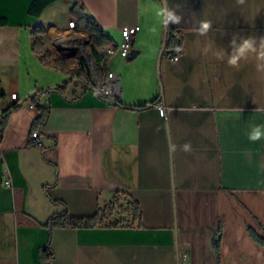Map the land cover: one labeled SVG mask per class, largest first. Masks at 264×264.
Returning a JSON list of instances; mask_svg holds the SVG:
<instances>
[{"label":"crops","instance_id":"0c3cea01","mask_svg":"<svg viewBox=\"0 0 264 264\" xmlns=\"http://www.w3.org/2000/svg\"><path fill=\"white\" fill-rule=\"evenodd\" d=\"M31 1L0 0L7 19L0 23V111L19 105L0 142V264H43L47 244L54 257L46 264H178V254L183 264L184 251L190 264H218L212 241L220 227L222 264H264V245L248 232L264 237V138L246 135L264 124V72L253 57L237 69L212 55L230 53L234 35L264 36V0H80L112 43L121 42L122 26L140 25L135 56L110 57L118 104L33 49L32 30L43 26L41 40L54 51L77 0H56L39 16L29 12ZM164 7L181 17L168 33ZM201 20L211 22L207 35L196 30ZM173 31L176 47L168 43ZM45 105L50 114L37 129L43 145L33 144ZM117 189L141 202L143 226L48 225L64 209L94 214Z\"/></svg>","mask_w":264,"mask_h":264},{"label":"trees","instance_id":"16d2710c","mask_svg":"<svg viewBox=\"0 0 264 264\" xmlns=\"http://www.w3.org/2000/svg\"><path fill=\"white\" fill-rule=\"evenodd\" d=\"M56 0H32L29 6V12L33 15H41L44 9L52 2ZM71 13L77 21L79 29L84 30L89 34L91 41V49L98 59H106L104 55H101V50L113 42V38L107 34L103 28L96 22L93 17L87 16L84 13L83 4L80 0H77L72 6ZM7 19L0 17V23L4 24ZM43 26H36L33 28V49L41 54V59L44 63L60 68L63 71L68 72L72 77H77L83 84L84 89H88L90 86L87 83L89 78L88 74L83 67L80 69L70 68L66 62L56 56L51 48L46 47L41 40V34L45 33ZM170 45L177 46L178 35L175 31L171 33L169 42ZM99 52H98V51ZM82 79H86L83 81ZM58 90L63 91V87L58 86ZM18 103L9 104L0 116V142L2 140L5 128L7 126L10 113L13 109L17 108ZM40 114L34 120L33 129L36 130L42 127L50 114V107L48 105L40 106ZM51 227H120V226H143L142 220V205L141 202L133 197V195L126 189H117L111 199L92 215L85 216H73L67 209L61 212L54 213L48 222ZM249 235L251 238L260 245H264V237L259 235L257 231L249 227ZM221 237L222 229L219 228V238L214 237L212 241V249L218 258V264L221 263L220 250H221ZM40 257L43 264H46L54 257V251L50 244L40 248Z\"/></svg>","mask_w":264,"mask_h":264},{"label":"built area","instance_id":"2783aa9c","mask_svg":"<svg viewBox=\"0 0 264 264\" xmlns=\"http://www.w3.org/2000/svg\"><path fill=\"white\" fill-rule=\"evenodd\" d=\"M69 30L66 32L55 35L54 37V53L62 58L70 68L80 69L79 65H77L75 59H73L72 55V38L76 36V34L87 33L82 29L78 28L77 21L75 18H72L68 22ZM140 25H125L121 27L122 40L120 43H115L114 54L119 52L125 60H127L132 52L133 48V37L139 31ZM83 51H85L86 59H87V69H84L88 74L89 78L87 83L92 89L99 95L106 98H116L119 99L121 95V85H120V77L118 74L113 72V74H104V60L103 65H93L92 52L89 51V44H83ZM104 55L105 47L101 50ZM172 60H178L179 55L174 54L171 56ZM86 81V79H82ZM6 97L5 91L0 84V102L3 101ZM10 98L15 100L18 98L17 92H11ZM156 104L159 106L161 113L163 115L166 114L167 109L162 99H158ZM32 105H34L32 103ZM2 111H0V116ZM30 141L33 144L43 145V141L41 139V135L39 130H33L30 135ZM7 184H11L10 179H6ZM181 257L184 260L183 264H190L188 261L189 252L184 251L181 254Z\"/></svg>","mask_w":264,"mask_h":264},{"label":"clouds","instance_id":"9594fccd","mask_svg":"<svg viewBox=\"0 0 264 264\" xmlns=\"http://www.w3.org/2000/svg\"><path fill=\"white\" fill-rule=\"evenodd\" d=\"M238 4H244L245 0H237ZM159 15L163 25L179 24L181 17L176 14L175 10L169 8H161ZM198 28L196 29L200 35H207L211 29V22L208 20L198 21ZM211 45L204 49L205 54L211 51ZM212 55L220 60L225 61L228 66L239 68L241 60H247L253 57L256 61V69L258 72H264V36H237L234 35L231 40V52L223 49L212 51ZM259 111L260 109H256ZM248 139L256 142L264 138V124H255L246 133ZM184 151H190L191 145H183Z\"/></svg>","mask_w":264,"mask_h":264},{"label":"bare ground","instance_id":"6f19581e","mask_svg":"<svg viewBox=\"0 0 264 264\" xmlns=\"http://www.w3.org/2000/svg\"><path fill=\"white\" fill-rule=\"evenodd\" d=\"M83 44H89V51L92 52L93 65H103V59H98L96 56L97 54L95 55L91 49L92 44L88 33L76 34V36L72 38V55L77 65H79L80 68L83 67L84 69H87V59L85 51H83ZM114 48L115 43L105 46L104 56H106V59H104V74H113V71L109 68L106 69V64L107 60L114 55ZM100 53L103 55L102 52Z\"/></svg>","mask_w":264,"mask_h":264},{"label":"water","instance_id":"95a60500","mask_svg":"<svg viewBox=\"0 0 264 264\" xmlns=\"http://www.w3.org/2000/svg\"><path fill=\"white\" fill-rule=\"evenodd\" d=\"M165 31L168 33L169 31L171 32V30H169V25L168 26H165ZM161 54L162 52L160 53V58H161ZM135 56V53H132L131 54V57ZM160 58H159V61H160ZM159 70V68H158ZM120 101V98L119 99H116V98H107L106 99V102L110 103V104H118ZM219 238V236L217 237ZM177 246H178V249H179V243L177 241ZM217 262H218V258H217ZM178 264H180V254H178Z\"/></svg>","mask_w":264,"mask_h":264},{"label":"rangeland","instance_id":"374dc122","mask_svg":"<svg viewBox=\"0 0 264 264\" xmlns=\"http://www.w3.org/2000/svg\"><path fill=\"white\" fill-rule=\"evenodd\" d=\"M167 33V32H166ZM109 65H110V58L107 60V64H106V69H108L109 68ZM231 230H230V234L228 235V237L230 238H234L235 239V230L231 227L230 228ZM259 233H261L260 232V230H259ZM243 234H246V230H244L243 231ZM264 234V233H263ZM228 240V239H227ZM243 242H245V241H243ZM244 245V247L246 248V250H247V246H246V244H243Z\"/></svg>","mask_w":264,"mask_h":264}]
</instances>
